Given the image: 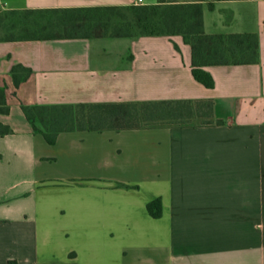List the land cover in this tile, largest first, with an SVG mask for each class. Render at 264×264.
Masks as SVG:
<instances>
[{"label": "crops", "instance_id": "obj_1", "mask_svg": "<svg viewBox=\"0 0 264 264\" xmlns=\"http://www.w3.org/2000/svg\"><path fill=\"white\" fill-rule=\"evenodd\" d=\"M0 2L7 10L139 4ZM202 5L206 34L252 33L259 44L254 64L204 67L213 88L193 76L182 36L0 42L10 108L0 123L13 130L0 136V264H264V0ZM16 64L31 69L18 86ZM178 100L192 104V120L211 105L209 123L62 132L51 145L23 112ZM157 199L154 218L147 205ZM144 230L153 241H128Z\"/></svg>", "mask_w": 264, "mask_h": 264}, {"label": "trees", "instance_id": "obj_2", "mask_svg": "<svg viewBox=\"0 0 264 264\" xmlns=\"http://www.w3.org/2000/svg\"><path fill=\"white\" fill-rule=\"evenodd\" d=\"M212 4L209 8H212ZM202 0H160L156 5L135 4L88 8L12 9L0 2V42L102 39L144 36H182L192 47V73L208 88L214 87L206 66L254 64L258 61L256 34L208 35L204 30ZM31 69L16 64L11 75L18 86L27 80ZM212 116V106H198ZM5 90L0 87V114H8ZM23 112L35 133L55 144L62 132L130 130L161 125L183 126L193 118L189 101L145 102L132 104H61L24 106ZM218 124H223L218 121ZM13 130L0 123V136ZM116 187L128 186L117 184ZM152 217L161 215L157 199L147 205ZM9 264H17L9 261Z\"/></svg>", "mask_w": 264, "mask_h": 264}, {"label": "rangeland", "instance_id": "obj_3", "mask_svg": "<svg viewBox=\"0 0 264 264\" xmlns=\"http://www.w3.org/2000/svg\"><path fill=\"white\" fill-rule=\"evenodd\" d=\"M20 2H14L12 3V5H18ZM1 35H4V33H1L0 32V36ZM199 113V116L200 118H195L194 120H185L183 121V124H205V123H209V120L208 118L206 117L207 115V110L206 109H203L201 111H198ZM66 184H70V182H67ZM54 188V186H53ZM136 219L134 218H131V221H134ZM139 220V219H138ZM145 231V230H144ZM128 241L131 243V244H134V243H139V242H149V241H153V234L152 232H149V230H146L145 232H134V233H130L128 235Z\"/></svg>", "mask_w": 264, "mask_h": 264}, {"label": "built area", "instance_id": "obj_4", "mask_svg": "<svg viewBox=\"0 0 264 264\" xmlns=\"http://www.w3.org/2000/svg\"><path fill=\"white\" fill-rule=\"evenodd\" d=\"M138 3H139V4L142 3V0H138Z\"/></svg>", "mask_w": 264, "mask_h": 264}]
</instances>
